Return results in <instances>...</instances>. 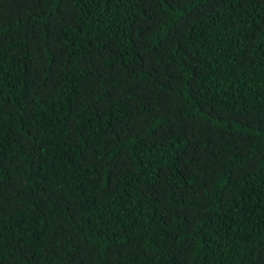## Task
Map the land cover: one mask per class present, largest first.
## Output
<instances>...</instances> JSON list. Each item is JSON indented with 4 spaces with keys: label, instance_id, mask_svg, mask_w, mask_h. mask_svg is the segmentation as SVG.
Returning <instances> with one entry per match:
<instances>
[{
    "label": "trees",
    "instance_id": "trees-1",
    "mask_svg": "<svg viewBox=\"0 0 264 264\" xmlns=\"http://www.w3.org/2000/svg\"><path fill=\"white\" fill-rule=\"evenodd\" d=\"M0 264H264V0H0Z\"/></svg>",
    "mask_w": 264,
    "mask_h": 264
}]
</instances>
